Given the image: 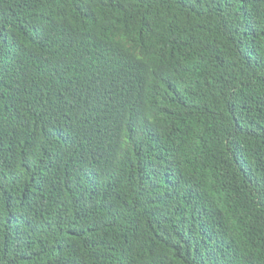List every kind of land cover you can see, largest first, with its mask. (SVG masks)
Returning a JSON list of instances; mask_svg holds the SVG:
<instances>
[{"label":"trees","instance_id":"obj_1","mask_svg":"<svg viewBox=\"0 0 264 264\" xmlns=\"http://www.w3.org/2000/svg\"><path fill=\"white\" fill-rule=\"evenodd\" d=\"M0 264H264V0H0Z\"/></svg>","mask_w":264,"mask_h":264}]
</instances>
